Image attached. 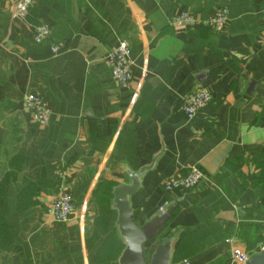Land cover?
<instances>
[{
	"label": "crops",
	"instance_id": "0c3cea01",
	"mask_svg": "<svg viewBox=\"0 0 264 264\" xmlns=\"http://www.w3.org/2000/svg\"><path fill=\"white\" fill-rule=\"evenodd\" d=\"M15 1L0 0V264H95L104 238L91 239L94 196L160 152L132 205L143 224L176 204L165 226L174 263L244 264L233 249L261 250L264 188L252 160L264 152V0H33L25 21L12 18ZM221 8V31L171 24L183 9L205 18ZM42 24L50 37L37 43ZM121 40L134 62L126 87L109 64ZM201 89L213 100L189 120L183 101ZM29 91L51 109L46 126L25 109ZM194 165L210 188L165 192V178ZM62 187L76 205L67 221L48 212Z\"/></svg>",
	"mask_w": 264,
	"mask_h": 264
},
{
	"label": "built area",
	"instance_id": "2783aa9c",
	"mask_svg": "<svg viewBox=\"0 0 264 264\" xmlns=\"http://www.w3.org/2000/svg\"><path fill=\"white\" fill-rule=\"evenodd\" d=\"M32 5L33 0H16L12 18L25 21ZM228 21L229 10L227 8H221L215 14L205 18L183 9L172 17L171 24L183 30L191 27L205 26L215 31H221L227 26ZM50 33V26L42 24L37 28L34 37L35 42H45L50 37ZM65 47L66 44L60 42L52 45L50 50L52 54H58ZM109 64L114 80L121 86H128L133 79L134 62L131 58L129 43L126 40H121L111 52ZM213 97V94L208 90H198L185 98L182 106L183 112L189 120H193L201 109L212 102ZM25 109L30 114L32 121L39 126H46L50 122L51 109L37 92H27L25 96ZM204 184L208 188L212 185L205 172L197 165L190 167L184 175H172L162 181V187L167 193L173 191H195ZM160 211L164 212V209L161 208ZM48 212L57 221L70 220L76 212V205L71 191L62 187L50 203ZM262 224L264 227V219L262 220ZM233 256L242 262H245L248 258V255L238 248L233 249Z\"/></svg>",
	"mask_w": 264,
	"mask_h": 264
},
{
	"label": "water",
	"instance_id": "95a60500",
	"mask_svg": "<svg viewBox=\"0 0 264 264\" xmlns=\"http://www.w3.org/2000/svg\"><path fill=\"white\" fill-rule=\"evenodd\" d=\"M255 83V81L251 82L248 92H251ZM161 153L154 156L151 164L136 172L126 169L128 181L113 187L111 209L116 212L115 228L124 245L118 258L119 264H186L185 262L174 263L176 239L172 232H167L162 236L148 260L149 246L164 233L165 226L171 219L176 204L164 212L160 211L143 224L137 222L134 216L132 197L142 187L144 175L155 168ZM244 264H264V247L248 256Z\"/></svg>",
	"mask_w": 264,
	"mask_h": 264
},
{
	"label": "trees",
	"instance_id": "16d2710c",
	"mask_svg": "<svg viewBox=\"0 0 264 264\" xmlns=\"http://www.w3.org/2000/svg\"><path fill=\"white\" fill-rule=\"evenodd\" d=\"M215 12L210 13V15L215 14ZM252 161L255 164L256 169L258 171V175L255 178V183L258 186H261L264 188V152H262L261 155H258L257 157H255ZM111 192H112V184L107 182L103 185V189L101 191V194L99 195V197L110 198V203L106 204V211H103L101 213L100 210H98L99 212L97 211V215H95L94 234L91 237V239L93 238L92 241L93 240L96 241L99 238H104L103 245L99 249L97 260H96L95 264H109V262H107L106 259H104L102 256L103 251H104V247H106V244L109 242L108 240H111L112 238H118L116 228H115V221H116L117 215H116V212L111 209V202H112ZM94 197H96L95 200L99 199L98 194L95 195ZM100 204H101V202H99V205ZM0 222L1 223L5 222V212H4L2 204H0ZM207 229H202L200 232L203 233ZM168 231L169 230L164 231V233L159 237V241L162 238V236L165 235ZM195 235L196 234H194V236ZM190 238H192V235L187 237L183 241V244L181 245V247H179V249L175 253V262H180L181 260L184 259L183 257L186 254H184V250H182V248H184L183 247L184 245H185V247H189L188 244H186V242ZM121 247L123 248V245H121ZM195 249H197V247ZM219 263H220V261H218L214 264H219Z\"/></svg>",
	"mask_w": 264,
	"mask_h": 264
},
{
	"label": "rangeland",
	"instance_id": "374dc122",
	"mask_svg": "<svg viewBox=\"0 0 264 264\" xmlns=\"http://www.w3.org/2000/svg\"><path fill=\"white\" fill-rule=\"evenodd\" d=\"M99 200V201H98ZM94 200L93 202L95 203V209L92 208V211L94 216H89V218L93 221L95 220V215H97V211L100 210V212L102 213L103 211H106V204L110 203V198H104V197H99V199ZM99 202H101V204L99 205ZM99 212V211H98ZM90 220V221H91ZM119 238V237H118ZM112 238L111 240H108L109 242L106 244V247H104V251H103V258L106 259L107 262H109V264H113V263H117V258L120 255V252L122 250V242L120 240V238Z\"/></svg>",
	"mask_w": 264,
	"mask_h": 264
}]
</instances>
